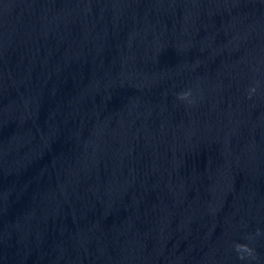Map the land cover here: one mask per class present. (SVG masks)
<instances>
[{
	"label": "clouds",
	"instance_id": "obj_1",
	"mask_svg": "<svg viewBox=\"0 0 264 264\" xmlns=\"http://www.w3.org/2000/svg\"><path fill=\"white\" fill-rule=\"evenodd\" d=\"M252 91H255V89H252ZM188 95H189V93H181L178 98L182 99V100L187 99ZM236 247H237L238 251L241 249H243V250L247 249V247L245 245H241V244H238Z\"/></svg>",
	"mask_w": 264,
	"mask_h": 264
}]
</instances>
